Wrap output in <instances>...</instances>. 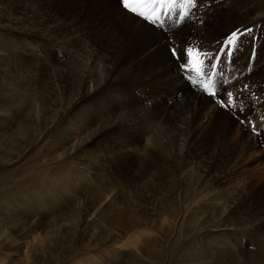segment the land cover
Segmentation results:
<instances>
[{
	"label": "rangeland",
	"instance_id": "374dc122",
	"mask_svg": "<svg viewBox=\"0 0 264 264\" xmlns=\"http://www.w3.org/2000/svg\"><path fill=\"white\" fill-rule=\"evenodd\" d=\"M97 1L82 0L83 3L90 4ZM110 1L112 5L115 2L116 4H107L106 9L98 15L99 19L107 22L109 28L120 21L114 17L116 13L125 11L121 0ZM231 2L227 0L226 8ZM43 10L38 0H0V220L5 218L0 221V260L4 258L6 264H264V228L242 236L235 230V226L239 229V226L250 220L253 209L247 206L243 210L233 211L230 217L236 225H231L225 223L226 204H223V208L220 207L221 204H207V200L214 195H220L224 201L233 193L242 196L241 191L245 189L246 184L250 187L251 194L253 191L262 190L259 183H256H261L264 179V161L255 159L264 155V146L257 147L254 150H258L255 157L250 158L244 155L241 143L250 132L254 133L250 131L251 122L257 126L264 122V70L258 67L251 72V68L249 75L242 76V85H236L230 77L224 91L218 92L217 88V97L225 107L221 106L217 98L205 94L200 87H194L197 93L191 95H195V98L187 94L186 90L185 98L177 96L175 100L179 101L174 104L167 99L162 100L163 97L157 99L158 105L155 100H150V109L154 106L159 109L162 104L173 107L171 116L164 120L159 130V139L165 143L172 134L183 133V118L193 112V107L201 111L202 101L207 102V108L202 111V114L206 115L202 119H207L209 126L205 131L206 135L196 130L194 150L198 151L202 140L206 142L211 152L205 158L209 162L207 165L210 170L214 164H222L229 158V161L236 159L234 162H237V168H233L232 172L227 171L220 181L214 182L213 188L196 175L191 181L189 179L190 182L184 181L186 184L182 182L176 185V188L172 185L155 184L154 181L148 182L144 179L142 157L133 163L126 159L127 157L122 160L109 157L111 163L103 164L102 158L93 152V147L88 151H76L71 147H66L65 153L60 150L67 139L65 129L68 134H74L72 137L75 136L80 120L86 117V113L76 106H56L49 99V92L38 87L32 78L38 74L48 75V63L55 57L57 68L63 66L64 73L65 69L75 72L84 61L82 56L87 58V50L90 49L87 48L88 42L83 44L82 40L77 41L78 37L86 34L85 31L79 30V35L74 36L70 34L72 28L63 35L56 33L55 37L51 38L47 33L54 28L57 30L60 23L49 24L47 17L44 18L46 23L43 24L47 29L40 26L36 29L35 24H39ZM176 17L175 14L172 15L171 20ZM9 18L15 20H8ZM8 21L14 22V26L10 27ZM249 21H253V18L245 19L240 28L232 29L241 32L252 30L251 33L240 36L242 45L240 48L237 44V49H242L243 53L234 61V49V54L229 59L234 61L233 63H245L248 60L256 62L262 55L261 51H264V23L259 21L251 27ZM228 23L230 25V22ZM172 26V35H167L171 42L178 43L185 39L189 41L191 37L194 42L199 40L197 36L189 35V31L175 33L177 26ZM97 28L99 29V25H92L93 42L98 40ZM63 37H66V41H61ZM192 40L189 42H193ZM219 41L215 42L216 48ZM54 42L62 43V47L50 45ZM100 42L113 48L111 40ZM250 48L254 50L252 57L248 56L249 52L246 51ZM177 61L180 63L179 67L184 64L181 57H177ZM230 63L226 64L227 68H230ZM250 73L255 74V78L249 77ZM184 76L188 77L186 74ZM40 78H45V81L47 79ZM228 92L233 93L234 102L242 105V110L239 107H227ZM95 99L96 96L90 95L84 98V101L89 103ZM131 101L132 104L129 100L126 104L133 106L136 103V107L144 106L141 97ZM96 104L98 105V102ZM254 106L256 113H252ZM159 110L161 111V108ZM87 112L89 113V110ZM126 112L143 116L144 108L131 107ZM241 113L243 116L248 113L247 115L251 116L250 121L245 118L237 121V115L240 117ZM229 118L237 123L227 130L224 126ZM143 121L144 116L135 130L140 128L139 131H143ZM215 124H220L223 128H216ZM263 132L254 133V139L264 140ZM152 133L147 139L152 138ZM223 141L227 143L224 144ZM113 143V140L110 141L108 146ZM144 144L143 140L140 147ZM171 149L163 155L177 153L178 148ZM259 168L263 170L260 169V172ZM220 174L221 170L212 171L214 177ZM165 178L166 182L171 181ZM257 223L263 221L257 220ZM12 239L15 240L14 245L11 243ZM226 252L231 254L228 256Z\"/></svg>",
	"mask_w": 264,
	"mask_h": 264
},
{
	"label": "bare ground",
	"instance_id": "6f19581e",
	"mask_svg": "<svg viewBox=\"0 0 264 264\" xmlns=\"http://www.w3.org/2000/svg\"><path fill=\"white\" fill-rule=\"evenodd\" d=\"M203 1H205V3H203ZM231 1L232 4L228 5L226 8L225 3L227 2V0H197V7L189 10L192 14L189 15L184 21L180 22L178 20V17H176L174 20H171L170 17L163 27L154 26L141 20V18H134L132 14H126V11L121 10L118 11L114 16L115 18L120 19V21L113 24L109 28L107 22H105L104 19L98 18L99 13L106 9L107 4H113H111V1L109 2V0H98L97 3H94V1L91 4L90 2H84V4L82 0H38L39 5L43 7L44 10L42 14L43 16L39 17V24L37 26L35 24L36 29L39 26L42 29H47L46 26L43 25L44 23H46L44 21V18L47 17V23L49 21V24L55 25L57 23H60V26L56 28L57 30H54V28L50 30L49 33H47L48 35L50 34L51 38L55 37L54 34L56 33L63 35L65 31L72 28L73 29L70 34L74 36L79 35V30L85 31L86 34H81L82 36L78 37L77 41L82 40V43L85 41L86 43L88 42L87 48L90 49L87 50V58L82 56V60L84 61L83 63L80 62L81 65L78 70L75 69V72L65 69L66 73H64V70H62V68L64 67L60 66V68H57L58 63H56L55 61L56 57H53L54 59H51V62L48 63V75L41 76L40 74H38L35 76L33 75L32 78V80L38 87L42 88V90L46 91L47 93L49 92V99L56 106H76V108L80 107L81 112L86 113V117L80 120L78 128L79 130L75 135L76 137H72V135L74 134H68V130L65 129L66 133L64 132V134H66L67 139L66 143H64L62 147L63 149L60 150H63V152L65 153V148L71 147L72 149H76V151L79 149H81L82 151H88L89 149H91V147H93V152H95V154L97 153L98 156L102 158L101 162L103 161V164L111 163L112 160L109 157H112V159L114 157H117L121 160L123 157H127L126 159H128L132 163L134 161L140 160L142 157L144 158L145 180H147L148 182L154 181L155 184L172 185L174 187L187 180L188 182H190L191 178H195L196 175L197 178L205 181L207 185H211V188H213L214 182H217L221 177H223L227 171L232 172L233 168H237V162H234L236 159L234 161H229L230 158L228 159V157L226 156L228 160L223 161L222 164H214L212 166V170H210L211 168L209 167V165H207L209 162H207L205 158L210 155L211 152L210 147L207 146L204 140L201 141L198 151L194 150L196 143H194L193 141L195 140L194 137L196 136V130H198L200 134L204 133L206 135L205 131L209 126L207 119L206 121L202 119L203 116L206 115L205 113L202 114V111L207 108V102L204 103V101H202L201 111H197L195 110L196 108L191 106L193 107V112H190L189 115L183 118L182 125H185L183 128V133L172 134L167 139L166 143L162 142V140L160 141L159 130L161 129V124L164 122V120L166 121V119L171 116L173 107L171 108L162 104L164 107H160V111V108L155 109V107L157 106H154L153 109H150L152 108V106H148V104L152 100H155L156 105H158L157 99H162V97V100L167 99L170 103L174 104L179 101L175 100L177 96L179 98H185L188 93L189 95L197 93L193 84L190 82L189 77L184 76L186 72L182 69V67H179L180 63H178L177 61V57H181L182 62L185 63L186 50L188 48L191 47L194 51L200 50L201 53L215 54L216 52H218L219 48H221L222 44L225 41V38L228 37L232 32H234L232 29L240 28V25L245 22V19L251 20V18H253V21H249L251 27L259 21H262V23H264V0ZM115 4L116 2L114 3V5ZM115 7H117V5ZM179 10L180 9H178L177 11ZM8 20L15 19L9 18ZM228 22H230V25H228ZM8 23L10 27L14 26V22L8 21ZM173 24L177 26V30L175 31V33L177 32V34H181V32L189 31V35H195L199 38V40L194 42L191 37L190 40H192L194 43L189 42L190 40L187 41L186 39L181 40V42L178 43L171 42V38L169 37V39L167 35L168 33H172V31L170 30H172ZM92 25H99V29L97 28L98 30L96 33V36H98V40L94 42L93 38H91L94 37L92 35ZM105 35L107 37H104ZM171 35L172 34L168 36ZM101 37L103 38L101 39ZM173 37L174 36H172V38ZM65 38H61V41H66ZM103 40H111L113 48L111 49L108 45L100 42ZM218 40L222 42L219 41V46L218 48H216L215 42H217ZM241 42L242 38L239 37L237 44L240 45V48L242 45ZM54 43L50 45H53V47H62V43ZM249 44L250 43H248V45ZM174 49L177 50L175 56L173 55ZM246 51L249 52L248 56H253L254 50L252 48L247 49ZM16 52L20 53L18 51ZM261 52L262 55L256 62L254 60L252 62L248 60L245 63H233L234 61H237L239 55L243 53L242 49L240 51L235 48V54L233 55V57H235V60L233 62L229 61V59L222 60V62L218 65L221 73V75L217 76L216 89L218 88V92L224 91L225 88H227V83L229 82L230 77H232V81L236 85H242V76L247 75L248 71L251 70V68V72L256 70L258 67L264 70V51ZM97 54L100 55L96 57ZM261 60L262 62L260 63ZM20 61L24 60L20 59ZM228 62H231L230 68H227L226 66ZM34 71L35 68H33V73ZM255 74L252 75L250 73L249 77L255 78ZM40 77H46L47 79L45 81V78ZM184 83H186L187 86ZM186 90L187 94H184ZM90 95L96 96V99L89 101V103L85 102L84 98ZM191 96L195 98V95ZM140 97L144 101V106L136 107V103L134 104L135 106L126 104L127 100H129V103H131V100L137 98L139 99ZM97 102L98 105L96 104ZM90 106L92 107L89 109ZM131 107H140V109L144 108V128L142 127L143 131H139L140 128L139 130H135L137 124L141 123L143 116L132 113L129 114V112H126V110H129V108ZM87 110H89V113L87 112ZM188 111L190 110L188 109ZM250 111L251 110H249V112ZM255 111L256 107L254 106L252 113H254ZM247 114L243 116L241 113L240 117L237 115V121L239 119L243 120L244 118L250 121L251 116ZM76 121L78 120L76 119ZM237 121L235 122V120L229 118V120L225 121L226 123L223 122L225 123L224 128H226L227 130L231 129L234 124L236 125ZM113 124H117V126H112ZM249 125L252 127V130L250 129V131H253V125H255V123L253 124L251 122ZM215 126L216 128L222 127V125L220 124H215ZM255 127L257 129V133L258 131L262 133L264 131V122L260 123V125L258 126L255 125ZM151 132H153L152 138L147 139L150 136ZM254 138V133L250 132V135L248 137H245V139H243V143H241V149L245 153L244 155L250 156V158L255 157L258 150H254L257 149V147H260L261 145L264 146V140L260 141V139ZM112 140L114 141V143L111 146H108V143ZM143 140L145 144L143 147H140V144L143 142ZM223 143L225 144L227 142L223 141ZM171 148H178L177 153L163 155L164 152L169 151ZM196 151L198 153H196ZM214 152L215 151H213V153ZM220 155H222V153H220ZM255 161H264V155L256 157ZM247 169H249L248 166ZM260 169L263 170V168H259V171ZM217 170H221L222 174L214 177L212 175V171ZM152 172L156 174H153ZM165 177H167L171 181L166 182L167 179ZM258 183L260 186L259 188H262L260 192L253 191V193L251 194L252 191L249 190L250 187L248 188L246 184V186H244L245 189L241 191L242 196H236L233 193L232 195H228V197H226L224 201V198L220 197V195H214L207 200V204L209 202H212V205L221 204L220 207L222 208L223 204L227 205V207L225 206V223L228 222V224L231 223V225L234 223V221H232V218L230 217L233 211L239 209L243 210V208L247 206L253 209L252 216L249 214L251 217L250 220L247 221V223L239 226V229L238 226H235V230H238L240 233L238 235H249V233L256 231V229L258 231L264 228V179L261 183L259 181L256 184ZM184 184H186V182H184ZM202 185L203 184L201 183L200 187H202ZM255 196H259V198L256 199ZM221 201H223L224 203H221ZM222 213L224 212L222 211ZM168 216L169 218H171L170 213H168ZM4 219L5 218H2V220L0 221H3ZM246 219L247 218H245V220ZM9 220L10 219H8V221ZM257 220H262L263 223H257ZM14 242L15 240L12 239L11 243L13 244ZM235 244H237V242ZM225 254L229 256L231 253L226 252ZM3 259L0 260V264H6V261H3Z\"/></svg>",
	"mask_w": 264,
	"mask_h": 264
},
{
	"label": "snow or ice",
	"instance_id": "6c2138e0",
	"mask_svg": "<svg viewBox=\"0 0 264 264\" xmlns=\"http://www.w3.org/2000/svg\"><path fill=\"white\" fill-rule=\"evenodd\" d=\"M121 5L125 9L126 14H132L134 18H141L154 26L163 27L167 23L168 18L174 14L179 21H184L192 14L189 10L197 7V0H121ZM178 9L180 10L177 11ZM251 31V29H246L244 32L240 30L232 32L225 38L221 49L215 54L209 55L201 53L200 50L194 51L191 47L188 48L186 50L185 63L181 67L185 70L193 86L202 88L206 94L218 99L216 77L221 75L218 65L222 60L231 58L234 54L233 50L238 47L237 41L239 37L251 33ZM176 53L177 50L174 49L173 55L175 56ZM227 97V107L231 109L239 107L242 110V105L234 102L232 92H228ZM218 102H221V106L225 107L219 99ZM253 132H257L255 125H253Z\"/></svg>",
	"mask_w": 264,
	"mask_h": 264
}]
</instances>
